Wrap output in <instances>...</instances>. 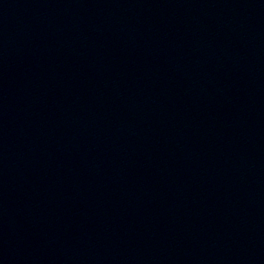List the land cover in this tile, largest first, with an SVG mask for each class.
<instances>
[{
	"label": "water",
	"instance_id": "water-1",
	"mask_svg": "<svg viewBox=\"0 0 264 264\" xmlns=\"http://www.w3.org/2000/svg\"><path fill=\"white\" fill-rule=\"evenodd\" d=\"M0 264H264V0H0Z\"/></svg>",
	"mask_w": 264,
	"mask_h": 264
}]
</instances>
